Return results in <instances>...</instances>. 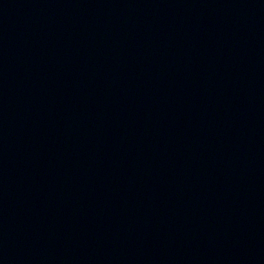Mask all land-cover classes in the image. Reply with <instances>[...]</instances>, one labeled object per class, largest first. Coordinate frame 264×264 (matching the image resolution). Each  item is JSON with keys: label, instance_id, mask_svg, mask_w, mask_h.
Returning a JSON list of instances; mask_svg holds the SVG:
<instances>
[{"label": "water", "instance_id": "95a60500", "mask_svg": "<svg viewBox=\"0 0 264 264\" xmlns=\"http://www.w3.org/2000/svg\"><path fill=\"white\" fill-rule=\"evenodd\" d=\"M0 264H264V0H0Z\"/></svg>", "mask_w": 264, "mask_h": 264}]
</instances>
